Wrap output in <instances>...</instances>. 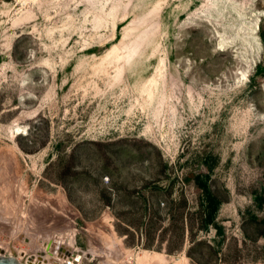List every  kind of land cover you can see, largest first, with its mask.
Masks as SVG:
<instances>
[{
  "label": "rangeland",
  "instance_id": "1",
  "mask_svg": "<svg viewBox=\"0 0 264 264\" xmlns=\"http://www.w3.org/2000/svg\"><path fill=\"white\" fill-rule=\"evenodd\" d=\"M263 43L264 0H0L1 253L264 264Z\"/></svg>",
  "mask_w": 264,
  "mask_h": 264
},
{
  "label": "bare ground",
  "instance_id": "2",
  "mask_svg": "<svg viewBox=\"0 0 264 264\" xmlns=\"http://www.w3.org/2000/svg\"><path fill=\"white\" fill-rule=\"evenodd\" d=\"M155 83L156 79L154 77H149L142 85V90L147 92L149 98H152V88ZM1 250L2 249L0 248V254H2ZM27 252L28 251L26 250H18V252L15 253L16 258L18 260H24V264H78L80 260L84 259L85 257L89 256V258H92V256L94 255L93 252H86L75 246L74 235L72 232H68L60 236H52L45 240L42 247L39 249L37 248L36 252L34 251L35 253L28 254ZM156 257H158L157 253L150 254L149 252L144 251L143 256L139 259V262L140 264H150V262L153 261ZM68 260L69 262L67 263Z\"/></svg>",
  "mask_w": 264,
  "mask_h": 264
},
{
  "label": "trees",
  "instance_id": "3",
  "mask_svg": "<svg viewBox=\"0 0 264 264\" xmlns=\"http://www.w3.org/2000/svg\"><path fill=\"white\" fill-rule=\"evenodd\" d=\"M86 142L90 144L94 143L93 141L90 140H87ZM21 147L22 149H26L23 145ZM70 158L73 159V151L70 152ZM204 165L206 167L207 172L202 177H199L198 174L195 175L196 186L199 190L198 209H197V216H198L197 229L201 231H207L209 226H213L216 230H219L220 226H218L215 223V218L218 212L220 198L211 188L209 182L212 166L208 164L206 160ZM171 184L172 181L169 187H171ZM169 192H171V190ZM178 198L180 199L179 196ZM107 204L110 205V203ZM152 212H153L152 214L155 215L156 210L154 209ZM182 228L183 227L181 226L180 229L182 230ZM146 246L149 247V245Z\"/></svg>",
  "mask_w": 264,
  "mask_h": 264
},
{
  "label": "water",
  "instance_id": "4",
  "mask_svg": "<svg viewBox=\"0 0 264 264\" xmlns=\"http://www.w3.org/2000/svg\"><path fill=\"white\" fill-rule=\"evenodd\" d=\"M0 264H24V263L18 260L15 256L0 254Z\"/></svg>",
  "mask_w": 264,
  "mask_h": 264
},
{
  "label": "built area",
  "instance_id": "5",
  "mask_svg": "<svg viewBox=\"0 0 264 264\" xmlns=\"http://www.w3.org/2000/svg\"><path fill=\"white\" fill-rule=\"evenodd\" d=\"M108 179V177L107 176H105L104 177V180H107ZM74 260H75V258H74ZM69 262V260L67 261V263ZM83 262V259L82 260H80V262L78 263V264H81Z\"/></svg>",
  "mask_w": 264,
  "mask_h": 264
},
{
  "label": "crops",
  "instance_id": "6",
  "mask_svg": "<svg viewBox=\"0 0 264 264\" xmlns=\"http://www.w3.org/2000/svg\"><path fill=\"white\" fill-rule=\"evenodd\" d=\"M109 190H112L111 188L107 187ZM112 196H114V193L112 194ZM110 201V199L108 198V202ZM112 201V200H111Z\"/></svg>",
  "mask_w": 264,
  "mask_h": 264
}]
</instances>
